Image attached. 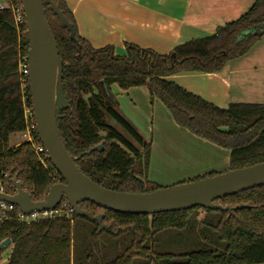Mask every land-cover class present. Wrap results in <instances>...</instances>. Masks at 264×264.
Returning <instances> with one entry per match:
<instances>
[{
	"label": "trees",
	"instance_id": "1",
	"mask_svg": "<svg viewBox=\"0 0 264 264\" xmlns=\"http://www.w3.org/2000/svg\"><path fill=\"white\" fill-rule=\"evenodd\" d=\"M11 1L0 0L4 5L0 8V182L10 193V179L19 180L33 200H41L62 178L49 160L41 161L30 143L9 145L11 135H20L24 130L22 98L31 102L28 81L22 87L18 74V57L27 55L28 35L24 22L17 34ZM52 1L73 25L76 40L70 39L67 29L60 26L58 17L46 6L45 17L63 62L62 89L70 100L68 108L56 114L57 127L63 144L83 174L116 191L149 192L159 188L144 177L149 143L112 99L109 90L112 84L121 90L145 86L150 101L158 98L177 125L229 149L228 170L264 161V103H231L220 108L168 79L180 71L218 72L228 61L244 56L264 36V0H255L237 19L216 27L210 35L180 43L167 54L126 43L125 55H116L110 45L93 47L78 34L65 1ZM107 117L133 142L109 125ZM101 142V152L85 154ZM142 160L143 166L137 167ZM215 174L211 172L197 179ZM215 202L249 207L231 211L203 208L205 216L202 228L198 229L194 215L201 207L147 215L119 213L88 201L80 206L93 214L104 213L103 222L115 221L122 226L118 235L126 234L132 241L142 242L168 229L182 232L187 222L196 229L195 236L210 238L209 243L192 251L153 252L154 264H264V185ZM18 212L15 207L10 217L0 223V242L10 239L13 246L7 261L0 264L90 263L91 250L86 242H77L74 226L77 218L98 226L95 221L73 213L72 222L56 217L26 223L17 218ZM190 213L193 218H189ZM2 251L3 248L0 254ZM127 260L125 256L123 264Z\"/></svg>",
	"mask_w": 264,
	"mask_h": 264
},
{
	"label": "water",
	"instance_id": "2",
	"mask_svg": "<svg viewBox=\"0 0 264 264\" xmlns=\"http://www.w3.org/2000/svg\"><path fill=\"white\" fill-rule=\"evenodd\" d=\"M20 3L29 41L27 72L36 132L48 160L62 181L54 183L43 200H33L19 180L10 179L12 192H0V201L14 205L24 215H28L34 211L54 209L62 199H65L77 216H86L95 221L99 230L112 231L115 229V221L106 224L103 222L104 213L93 214L81 208L80 204L88 201L103 209L119 213L147 215L194 207L222 211L249 207L244 204L234 207L223 206L215 200L263 186L264 161L169 187H159L149 192L108 189L83 174L63 144L57 127L56 114L68 108L70 100L62 89L63 62L45 17V7L48 6L58 17L60 26L67 29L70 39L76 41L73 25L52 0H20ZM94 150L101 152L103 142L90 148L85 154ZM9 244L10 239L2 240L0 249Z\"/></svg>",
	"mask_w": 264,
	"mask_h": 264
},
{
	"label": "crops",
	"instance_id": "3",
	"mask_svg": "<svg viewBox=\"0 0 264 264\" xmlns=\"http://www.w3.org/2000/svg\"><path fill=\"white\" fill-rule=\"evenodd\" d=\"M64 1L82 38L95 48L110 45L116 55H125L126 43L167 54L180 43L210 35L211 32L208 30L214 29L217 24L237 18L255 0ZM254 46L244 56L228 61L218 72L180 71L170 75L168 79L220 108H227L231 103H264V44L257 47L256 51L251 50ZM113 85L115 84H112L109 90L112 99L115 100ZM140 87H144L149 96L147 88ZM129 89L137 87H130L127 90ZM117 90L124 91L119 87ZM154 100L159 103L160 108H157L155 113L161 120L160 123L165 122L176 129L187 130L175 123L161 106L158 98ZM125 110L120 107L123 115L134 123ZM128 110L132 114L133 111L130 108ZM216 147L223 149L217 145ZM224 149L228 156L218 160L220 165L216 162L214 167L199 170L197 173L205 175L228 170L230 151ZM150 164L152 158L148 160L146 169ZM12 247L11 243L4 247L8 248L9 252L0 263L7 261Z\"/></svg>",
	"mask_w": 264,
	"mask_h": 264
},
{
	"label": "rangeland",
	"instance_id": "4",
	"mask_svg": "<svg viewBox=\"0 0 264 264\" xmlns=\"http://www.w3.org/2000/svg\"><path fill=\"white\" fill-rule=\"evenodd\" d=\"M247 10L243 11L239 16ZM225 23L227 22L217 24L214 29H210L208 32L213 33L216 27L222 26ZM263 44L264 36L254 42L252 46H255L251 50L256 51L257 47ZM116 86L113 85V88L115 89L114 96L118 108L126 109L125 112L134 121L133 123L129 120L131 124L139 131L144 140L149 143L148 160L152 158V164L148 165L144 174V177L146 176L148 181L159 185V187H169L178 183L196 180L198 177L204 175L198 174L199 170L214 167L218 160L223 159V156H228L224 148V150L219 149L213 143H205L202 138L195 137L188 130L176 129L171 125L165 124V122L163 124L160 123L161 120L158 118V115L156 116L157 113H155V110L160 108L158 106L159 103L156 100L151 103L150 97L144 87L118 92ZM160 104H162L161 106H163L168 115L171 116L163 103L161 102ZM128 108L133 111L132 114H130ZM106 120L109 125L116 128L132 141L114 120L109 117ZM21 142L23 141L20 135L13 134L10 137L9 145L16 147ZM189 162L191 163L189 164ZM143 164L144 161L142 160L137 167L140 166L139 168H141ZM176 166L177 168H175ZM193 213L188 214L189 218H193ZM194 216L198 221L197 228H202L201 221L205 216V210L202 208L195 210ZM106 224L109 223L107 222ZM187 226L185 225L182 232L177 229H168L156 233L152 238L142 242H137L136 239L132 241L131 237L126 234L118 235V231L122 229V226H117L116 223L113 231H109L108 229L99 230V226H96L94 222L77 218L74 227L77 242L79 244L86 242L88 248L91 250L89 264H111L112 262L123 264L125 256H128L126 264H154L151 258L155 252L192 251L210 242L209 237L205 238L206 236L203 237V235L195 236L196 229H193L192 223L187 222ZM8 252V248L3 249L0 254V262L6 258Z\"/></svg>",
	"mask_w": 264,
	"mask_h": 264
},
{
	"label": "built area",
	"instance_id": "5",
	"mask_svg": "<svg viewBox=\"0 0 264 264\" xmlns=\"http://www.w3.org/2000/svg\"><path fill=\"white\" fill-rule=\"evenodd\" d=\"M4 5L0 4V8H3ZM10 9L13 15V22L16 28L17 34L20 33V26L24 22V15L21 7L20 0H12L10 4ZM18 74L22 78V87H25L26 82L28 81V72H27V55H19L18 57ZM27 78V80H26ZM29 84V83H28ZM22 108H23V118H24V130L20 133L23 142H28L31 145V148L39 154L40 159L44 162L48 157L46 152L41 145L38 135L35 136L36 126L33 117V111L31 107V102H26L25 98H22ZM0 192L9 193L4 189L3 184L0 182ZM42 198L41 200H43ZM16 206L8 204L6 202L0 201V223L10 217L11 211ZM74 213L73 208L68 204L67 200L62 199L54 209L34 211L31 214L24 215L22 212L17 213V218L20 221L29 223L31 221H38L41 219L56 218V217H65L66 219L72 222V215Z\"/></svg>",
	"mask_w": 264,
	"mask_h": 264
},
{
	"label": "flooded vegetation",
	"instance_id": "6",
	"mask_svg": "<svg viewBox=\"0 0 264 264\" xmlns=\"http://www.w3.org/2000/svg\"><path fill=\"white\" fill-rule=\"evenodd\" d=\"M203 209V208H202ZM204 210V209H203Z\"/></svg>",
	"mask_w": 264,
	"mask_h": 264
}]
</instances>
